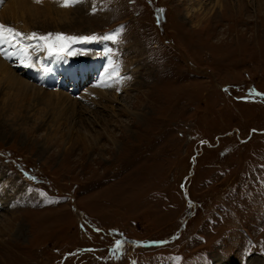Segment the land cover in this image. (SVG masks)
Masks as SVG:
<instances>
[{
    "label": "rangeland",
    "instance_id": "rangeland-1",
    "mask_svg": "<svg viewBox=\"0 0 264 264\" xmlns=\"http://www.w3.org/2000/svg\"><path fill=\"white\" fill-rule=\"evenodd\" d=\"M78 2L66 23L24 18L37 66L89 43L123 87L66 99L3 61L0 264H264V0Z\"/></svg>",
    "mask_w": 264,
    "mask_h": 264
},
{
    "label": "bare ground",
    "instance_id": "bare-ground-1",
    "mask_svg": "<svg viewBox=\"0 0 264 264\" xmlns=\"http://www.w3.org/2000/svg\"><path fill=\"white\" fill-rule=\"evenodd\" d=\"M78 1H81V0H67L68 6H64L65 0H0V24L6 25L8 26V28H11L18 33H20L19 32L20 30L18 27L22 26L23 28L21 31H23V34H24V36L14 37L12 33L8 32L7 30L4 31L3 39H0V72L2 69H4L3 67H5L3 61H6L7 62V63L5 62L6 65L10 67V69L13 71V73H7V72L6 73L10 77L16 78L20 82L25 83L27 85L32 86L31 84L27 83V81L28 80L30 81V79L27 78L26 75L30 73L33 74L35 72V74H38V75L36 76L37 81H35L37 84L34 82V85L42 88L44 91H46L49 88H53L54 83L56 82H60L61 86L65 88V85L67 84L65 80H69L68 84H71V86L69 88H65L66 89L65 91H67V94L65 91H63L65 92V94L63 92L62 94L65 95V97L64 96L62 97L66 99H72V100H78V99L83 100L87 98L91 100H96L97 98V100L104 99L109 103H113L114 101L117 100V97L115 95L116 91L122 89L121 86L123 87L122 78H120L119 76V69H118L119 66L117 65L118 63L114 56H110V55L105 56L106 54L104 50L99 52L98 51L99 47L97 45L89 46V43H88V45L84 44L80 46V49L78 50L79 52L76 58L74 59L71 58L68 60V66L70 68H68L67 66H61V65L50 66V65H42V64H41V67H38L37 61H36L37 57L45 53L46 47L44 46L43 43H40L38 41L39 39L38 40L34 39V41L32 39L30 41L28 39H25V37H28L27 35L32 33L31 32L32 28L29 26L31 20L29 23L24 21V18H26V16H28L30 19H33L34 24L36 25L35 26L32 23L34 25L33 26L34 30L35 28H37L40 22L42 24L41 27H38L40 29L48 28L50 22L51 21L54 22L55 20H59V21H62V23H66L67 21L71 20L69 18L70 14L76 11L74 7V5L76 4H74V2L75 3L77 2L79 4ZM220 2L221 0H215V5L218 4L220 7L221 6ZM198 5H201V2H198ZM43 9L44 11L41 12L40 10H43ZM50 11H56L55 14H62V15L61 16L57 15V17L56 16H53V17L46 16V15L51 14ZM8 20H10V22L12 21L13 24L11 23L12 24L11 26H9L10 23L7 22ZM14 25H16L17 27H14ZM25 53H27V56H25ZM60 59H57V60L61 61ZM14 72H19L18 76L21 77L22 79L17 77V75ZM76 72H78V75H76ZM88 74L91 75L93 84H90V86H88L87 88L85 87L82 88V85L80 84V82L82 83L85 80V78L88 76ZM1 78L2 77H0V79ZM8 83L12 89L14 85H12L11 80L10 81L8 80ZM78 88H82V90L79 91V94L75 95V97H73L72 95L68 93V90L72 94L73 90L78 89ZM55 91H58V89H55ZM16 93L18 92L13 93L12 90L8 91L7 94L4 93L2 95V101H3V97L5 99H12L13 101L12 108L14 110L13 109L10 110L8 108L10 110L11 115H14V116L22 115L24 117L26 114H21L17 112V111H20V109H17V108H21L22 106V104L19 105L17 103L19 101H22L23 99L17 98L14 95ZM37 105H40V104H37ZM0 108L5 109L6 107L2 106ZM39 110H41V108ZM41 111H43V109ZM121 111H124V110H121ZM129 112L131 113V115H136L137 117V113L133 109L129 110ZM112 113H113V116H115L114 113L116 112L114 110H112ZM13 119L16 120L15 117ZM83 134L87 136V134L85 133ZM108 135H110V133ZM109 139L112 143H114V140L112 138H109ZM1 203L2 202L0 200V206H1ZM13 217L14 216H9V218H6L5 222H9V223L12 222ZM0 223L3 224V222H0ZM170 242L171 240H168V243Z\"/></svg>",
    "mask_w": 264,
    "mask_h": 264
},
{
    "label": "snow or ice",
    "instance_id": "snow-or-ice-1",
    "mask_svg": "<svg viewBox=\"0 0 264 264\" xmlns=\"http://www.w3.org/2000/svg\"><path fill=\"white\" fill-rule=\"evenodd\" d=\"M64 6H68L67 0H65V5ZM7 30L8 32L12 33V35L14 37H19V36H23L24 34L18 33L15 30L8 28V26L4 25V24H0V39H3V35H4V31ZM51 35V34H49ZM36 34L35 33H31L29 34L28 37L25 38H35ZM72 39H76V38H72ZM81 39H89L87 37L81 38ZM104 39H115V34L111 35V36H105ZM25 56H27V53H25Z\"/></svg>",
    "mask_w": 264,
    "mask_h": 264
},
{
    "label": "water",
    "instance_id": "water-1",
    "mask_svg": "<svg viewBox=\"0 0 264 264\" xmlns=\"http://www.w3.org/2000/svg\"><path fill=\"white\" fill-rule=\"evenodd\" d=\"M122 242L123 241H130L131 243H133V244H137V245H142V246H145V245H149V244H154V242H150V241H148V242H142V241H139V240H136V239H129V238H123L122 240H121ZM158 243H160L161 241H157Z\"/></svg>",
    "mask_w": 264,
    "mask_h": 264
}]
</instances>
